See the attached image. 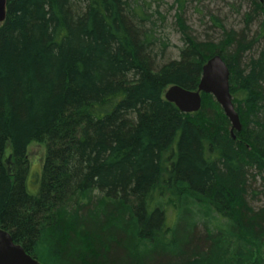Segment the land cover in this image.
I'll return each mask as SVG.
<instances>
[{
	"label": "trees",
	"instance_id": "obj_1",
	"mask_svg": "<svg viewBox=\"0 0 264 264\" xmlns=\"http://www.w3.org/2000/svg\"><path fill=\"white\" fill-rule=\"evenodd\" d=\"M147 1L7 0L0 228L42 264H264V207L249 203L264 182V3L251 0L241 32L211 17L218 44L197 41L181 8L184 47L162 63L164 18ZM215 55L231 73L234 137L213 96L194 114L165 99L197 90ZM33 142L46 145L36 196Z\"/></svg>",
	"mask_w": 264,
	"mask_h": 264
},
{
	"label": "rangeland",
	"instance_id": "obj_2",
	"mask_svg": "<svg viewBox=\"0 0 264 264\" xmlns=\"http://www.w3.org/2000/svg\"><path fill=\"white\" fill-rule=\"evenodd\" d=\"M152 6V12L160 7V12L164 18L158 20V34L160 38L168 39V48L165 50L164 58L159 61L165 63L170 60L179 59L180 50L184 47L182 36L176 26V14L183 8V15L193 36L199 42H213L218 44L221 40V30L214 26L211 17L215 16L228 30L241 32L245 29L244 15L250 12L251 0H148ZM151 13V12H150ZM158 17H155V19ZM259 21L252 26L251 37H254L258 30ZM264 44L261 43L255 50L256 58L259 57ZM12 150L10 146L5 152L4 161L9 172L14 171ZM29 163V175L26 188L30 195H38L43 176V165L46 156V145L44 143L33 142L27 152ZM253 193L249 196V203L255 209L264 207V182L257 178L252 182ZM255 193V195H254ZM173 218L175 211H170Z\"/></svg>",
	"mask_w": 264,
	"mask_h": 264
},
{
	"label": "water",
	"instance_id": "obj_3",
	"mask_svg": "<svg viewBox=\"0 0 264 264\" xmlns=\"http://www.w3.org/2000/svg\"><path fill=\"white\" fill-rule=\"evenodd\" d=\"M264 3V0H259ZM7 0H0V24L6 20ZM230 69L220 55L210 58L203 67L202 77L197 90H187L180 86H171L165 93V99L173 103L182 113L194 114L203 106V94L211 95L220 105L231 123V133L243 129L240 116L236 111L230 85ZM0 264H42L17 244L11 234L0 228Z\"/></svg>",
	"mask_w": 264,
	"mask_h": 264
}]
</instances>
